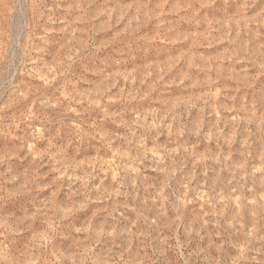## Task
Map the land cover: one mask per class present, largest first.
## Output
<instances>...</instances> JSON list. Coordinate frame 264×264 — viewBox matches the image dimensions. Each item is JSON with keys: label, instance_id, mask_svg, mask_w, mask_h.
<instances>
[{"label": "rangeland", "instance_id": "1", "mask_svg": "<svg viewBox=\"0 0 264 264\" xmlns=\"http://www.w3.org/2000/svg\"><path fill=\"white\" fill-rule=\"evenodd\" d=\"M0 264H264V0H0Z\"/></svg>", "mask_w": 264, "mask_h": 264}]
</instances>
